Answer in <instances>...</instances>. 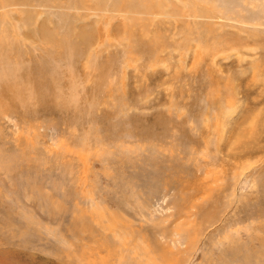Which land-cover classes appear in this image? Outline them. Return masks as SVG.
Here are the masks:
<instances>
[{
	"label": "rangeland",
	"instance_id": "374dc122",
	"mask_svg": "<svg viewBox=\"0 0 264 264\" xmlns=\"http://www.w3.org/2000/svg\"><path fill=\"white\" fill-rule=\"evenodd\" d=\"M0 264H264V0H0Z\"/></svg>",
	"mask_w": 264,
	"mask_h": 264
},
{
	"label": "bare ground",
	"instance_id": "6f19581e",
	"mask_svg": "<svg viewBox=\"0 0 264 264\" xmlns=\"http://www.w3.org/2000/svg\"><path fill=\"white\" fill-rule=\"evenodd\" d=\"M2 254V253H1Z\"/></svg>",
	"mask_w": 264,
	"mask_h": 264
}]
</instances>
